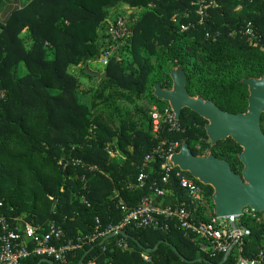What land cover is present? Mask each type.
Here are the masks:
<instances>
[{
    "label": "trees",
    "instance_id": "obj_1",
    "mask_svg": "<svg viewBox=\"0 0 264 264\" xmlns=\"http://www.w3.org/2000/svg\"><path fill=\"white\" fill-rule=\"evenodd\" d=\"M195 1L26 0L0 21V201L7 217L19 216L42 231L53 222L65 238H75L90 234L95 218L101 225L119 219V202L131 208L152 196L162 206H192L174 178L167 185L161 182L160 165L170 141L186 142L194 155L210 151L240 172V147L231 138L210 146L205 121L187 108L180 112L178 130L161 122L156 133L151 131L150 107L168 108L153 95V85L170 87L173 66L184 70L189 95L198 94L230 113L245 110L247 90L241 80L264 74V0H205L201 21ZM121 5L146 9L132 25L127 22L131 35L123 45L111 38L106 21L108 12ZM248 28L258 37L255 45ZM123 54L131 60L117 59ZM103 55L104 77L98 76L90 90L79 91L67 66ZM78 71L94 77L84 67ZM130 106L136 119L130 118ZM263 120L264 113V133ZM148 153L152 157L139 185L137 175ZM44 168L51 178L41 176ZM156 186L173 192L157 196ZM200 186L213 214L211 189ZM245 209L238 220L250 234L240 254L252 258L264 251V213ZM195 212L207 219L199 209ZM173 224L168 231L126 226L123 235L98 238L77 256L85 253L96 264L234 262V255L223 260L221 253L204 254L196 240ZM120 238L126 250L116 245Z\"/></svg>",
    "mask_w": 264,
    "mask_h": 264
},
{
    "label": "built area",
    "instance_id": "obj_2",
    "mask_svg": "<svg viewBox=\"0 0 264 264\" xmlns=\"http://www.w3.org/2000/svg\"><path fill=\"white\" fill-rule=\"evenodd\" d=\"M195 2L197 4L196 14L199 15L201 21L204 17L206 3L205 0H196ZM181 29H185V26L181 25ZM107 31L112 39H118L120 42L125 41L131 35L127 22L122 17L116 18L114 23L109 25ZM245 32L250 36V43L255 45L258 37L251 33L250 28L246 29ZM105 62L104 57L103 63ZM148 113L151 119L152 133L158 131L161 122L167 123L169 130L179 129V123L174 120L169 107L160 112L155 106H151ZM180 144L177 141H170L167 144L166 154L163 156L164 162L160 165L163 170L161 182L167 185L169 180L174 178L190 199L192 206L186 205L184 202L173 206H162L160 203H156L152 196L142 197L131 208L119 202L121 216L115 222L109 221L101 225L99 219L95 218V226L90 234H79L75 238H65L63 229L53 222L49 223L46 230L42 231L38 226L24 221L19 216L7 217L2 212L3 205L0 201V264H40L41 262H43L42 264H51V262L55 264H96L94 258H85V253L81 258H78L77 253L98 238L110 234L123 235L126 226L152 227L161 231H168L170 222L171 224L174 222L173 225L179 227L184 237L191 241L196 240L200 251L208 256L221 253L223 257L227 258L229 255H234L232 264H259L264 261L263 250L252 258L242 257L240 254L250 234L249 229L238 220L244 209L241 214L231 218L216 217L214 212L211 214L200 183L186 177L183 172L169 163L170 154L177 151ZM151 157L152 154L148 153L143 158L137 175L139 185L145 178L144 168ZM154 192L157 196H162L165 192L171 194L173 191L167 187L156 186ZM198 209L207 216L206 220L198 218L195 212ZM246 211L247 209H245ZM250 212L253 211L250 210ZM116 245L122 250L128 248L127 243L122 238L116 242ZM142 258L145 261L149 260V257L144 254H142ZM35 259H39V261L35 263Z\"/></svg>",
    "mask_w": 264,
    "mask_h": 264
},
{
    "label": "water",
    "instance_id": "obj_3",
    "mask_svg": "<svg viewBox=\"0 0 264 264\" xmlns=\"http://www.w3.org/2000/svg\"><path fill=\"white\" fill-rule=\"evenodd\" d=\"M84 72L104 77V73L86 67ZM169 77L170 87L155 83L153 95L167 103L174 120L179 119L183 108L200 116L205 121L203 129L210 146L231 138L240 147L237 158L242 166L237 173L231 170L226 160L210 151L205 155H194L186 142L170 154L169 163L211 189L210 199L216 217L231 218L241 214L245 208L264 212V134L260 129V116L264 113V74L241 80L246 84L247 104L245 110L238 113L221 110L198 94L189 95L185 88V73L179 65L170 69ZM156 247L157 244L145 251Z\"/></svg>",
    "mask_w": 264,
    "mask_h": 264
},
{
    "label": "rangeland",
    "instance_id": "obj_4",
    "mask_svg": "<svg viewBox=\"0 0 264 264\" xmlns=\"http://www.w3.org/2000/svg\"><path fill=\"white\" fill-rule=\"evenodd\" d=\"M238 8L239 7H237V9ZM145 10L146 9L144 8V9H140L138 11H133L132 9H129V7H127L126 5L125 6H122V5L117 6L116 8H114L108 12L107 17H106V21H108V23L111 24L116 18L122 17L126 22H128L129 25H132L135 21H137L139 19V17L141 16V14ZM205 15H206V13L204 12V16ZM130 31H131V29H130ZM125 41H121V45H123ZM111 54H113V53H111ZM111 54L109 53V55H107V56H110ZM124 58L126 60H129V61L131 60L130 54L117 55V59H120V60L123 59L124 60ZM108 59L109 58H107V62H108ZM103 60H104V55L99 56L96 59L88 60V61L84 62L85 64H83V65H78V66L77 65L76 66L68 65L67 66L66 71L69 74L77 77L79 91L90 90L100 80L98 76H94L93 78L84 77L83 75H81L79 73V71H78L79 67L80 68L88 67L90 70H92L94 72L104 73V66H105L104 64L105 63H103ZM23 72H24L23 69H21L20 73L22 74ZM109 89H110L109 87L106 88L104 94H106L107 90H109ZM88 95H90V93ZM99 100L100 99H97L96 102H98ZM141 102L142 101H139L140 104H141ZM130 118L136 119V117L134 116L133 106H130ZM44 169L45 170H43V171H39V173L40 172L42 173L41 176L42 177L49 176L51 178V173L46 168H44ZM26 175L27 176H25V178L27 179L29 177L28 180L30 179V177H33L32 171L27 172ZM51 180L49 183H47V185H49L51 183ZM22 216H25V214H23ZM79 234H81V233H79Z\"/></svg>",
    "mask_w": 264,
    "mask_h": 264
},
{
    "label": "crops",
    "instance_id": "obj_5",
    "mask_svg": "<svg viewBox=\"0 0 264 264\" xmlns=\"http://www.w3.org/2000/svg\"><path fill=\"white\" fill-rule=\"evenodd\" d=\"M26 0H0V21H4L10 11L20 6Z\"/></svg>",
    "mask_w": 264,
    "mask_h": 264
},
{
    "label": "flooded vegetation",
    "instance_id": "obj_6",
    "mask_svg": "<svg viewBox=\"0 0 264 264\" xmlns=\"http://www.w3.org/2000/svg\"><path fill=\"white\" fill-rule=\"evenodd\" d=\"M263 49H264V47H262ZM262 75V74H261ZM260 76V75H259ZM259 76H257V77H259ZM246 85V84H245ZM246 90H247V88H246ZM246 104H247V101H246ZM246 108V107H245ZM262 124V127L264 126V120H263V122L261 123ZM260 129H261V125H260ZM262 130V129H261ZM263 132V131H262ZM264 134V133H263Z\"/></svg>",
    "mask_w": 264,
    "mask_h": 264
}]
</instances>
